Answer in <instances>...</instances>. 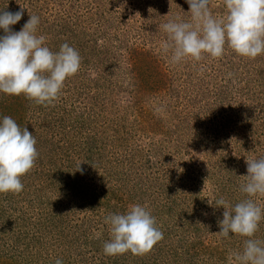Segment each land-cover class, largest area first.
<instances>
[{"label": "rangeland", "instance_id": "1", "mask_svg": "<svg viewBox=\"0 0 264 264\" xmlns=\"http://www.w3.org/2000/svg\"><path fill=\"white\" fill-rule=\"evenodd\" d=\"M4 1L26 21L37 15L46 46L58 52L66 40L81 67L48 106L0 92V119L27 127L39 153L23 191L0 193V264H229L247 238L213 235L225 211L215 201L246 199V159L264 158V55L226 45L220 58L173 64L160 25L190 21L186 0H81L70 18L57 4L76 0ZM210 7L226 12L223 0ZM77 16L81 29L43 30ZM133 204L146 206L164 239L143 256L105 255L106 217ZM254 238L264 241V220Z\"/></svg>", "mask_w": 264, "mask_h": 264}, {"label": "clouds", "instance_id": "2", "mask_svg": "<svg viewBox=\"0 0 264 264\" xmlns=\"http://www.w3.org/2000/svg\"><path fill=\"white\" fill-rule=\"evenodd\" d=\"M186 2L190 21L177 18L160 25L167 34L163 50L171 52L173 64L186 58L200 61L205 54L220 58L226 45L243 57L264 55V0H223L226 12L222 17L213 15L212 0ZM23 15V7L16 12L0 11V29L5 33L0 36V92L24 95L38 105L48 106L59 98L66 79L79 71L81 57L67 43L58 52L51 51L46 37L37 35V15L29 14L22 29L13 31L11 26ZM36 144L35 135L27 127L21 128L10 116L0 119V193L23 191L21 178L35 167L39 155ZM246 164L247 175L240 176L244 181L240 190L247 198L235 205L222 197L215 201V207L225 211L218 221L220 231L213 235L229 238L233 233L247 238L242 251L230 254L229 264H264V241L254 238L264 220V208L254 199L264 197V158H247ZM209 204L213 206L210 200ZM105 223L110 233L103 244L107 256L127 252L143 256L164 239L156 218L140 204L130 205L126 214L108 215ZM55 264L63 262L57 259Z\"/></svg>", "mask_w": 264, "mask_h": 264}, {"label": "trees", "instance_id": "3", "mask_svg": "<svg viewBox=\"0 0 264 264\" xmlns=\"http://www.w3.org/2000/svg\"><path fill=\"white\" fill-rule=\"evenodd\" d=\"M2 0H0V11H5V10H2L3 9V6H2V4L3 3H7L6 1H4V2H1ZM51 1V3H52V0H50ZM63 3H65V4H57V6L60 8V13L62 12V14H64L66 11L68 12V10L67 9H69V8H72V7H74V6H79V4L81 3V0H76V1H69V3H66V2H64V1H62ZM6 10L7 11H9V9H7L6 8ZM90 11H91V9H90ZM65 15V14H64ZM95 15H97V13H95V12H93L90 16L91 17H94ZM65 16H67V15H65ZM67 17H69L70 18V15L69 16H67ZM24 19H22V21H21V26H23L27 21L26 20H24ZM81 20H82V18H80L79 16H77V18H76V20H72V22L71 21H69V20H67V19H63V18H60L59 19V21H60V26L58 25V24H56V25H47V23L46 22H44V25H45V27H43V30L44 29H46V30H48V34L47 35H50L51 37L55 34V32H57L58 34H65V31H70V29H75V30H77L78 28L79 29H81L82 28V26L80 25V23H81ZM46 21V20H45ZM77 21H79L80 23L78 24L77 23ZM49 24V23H48ZM48 27V28H47ZM58 28L60 29V30H58ZM77 28V29H76ZM12 30H14V29H12ZM85 30V29H84ZM76 32V31H75ZM74 33V31H71L70 32V34H73ZM1 36H3V34L1 35ZM62 36H65V35H62ZM77 37L78 36H76V37H74L73 39H77ZM68 38H70V37H68ZM61 40V39H60ZM72 40V39H71ZM61 42V44H64V43H66V40H62V41H60ZM67 42H69V41H67ZM73 42V41H72ZM78 42V41H77Z\"/></svg>", "mask_w": 264, "mask_h": 264}]
</instances>
